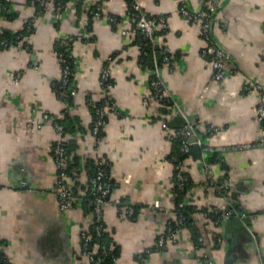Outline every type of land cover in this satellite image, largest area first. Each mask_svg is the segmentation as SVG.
Here are the masks:
<instances>
[{
    "label": "crops",
    "instance_id": "0c3cea01",
    "mask_svg": "<svg viewBox=\"0 0 264 264\" xmlns=\"http://www.w3.org/2000/svg\"><path fill=\"white\" fill-rule=\"evenodd\" d=\"M99 2L103 15L87 23ZM140 2L150 16L166 18L151 51L127 15L129 0H64L59 16L53 0L41 8L31 0H9L5 8L0 0L1 30L32 27L22 44L0 50V251L13 263H89L82 232L92 215L81 199L60 207L53 156L57 133L44 118L51 113L63 119L67 109L69 160L77 162L80 181L88 180L87 162H110L113 187L104 222L110 245L118 249L114 264H202L205 254L214 264H264V145L257 143L264 127L257 115L264 97V0H218L213 33L228 52L231 70L221 80L201 55L200 20L192 17L205 0ZM183 3L187 12L181 10ZM107 15L117 17L116 23ZM61 39L70 42L77 61L76 92L67 97L53 84L62 76ZM163 45L173 57L161 66L172 104L151 93L154 61ZM108 61L114 85L104 93L101 71ZM18 71L22 76L16 83ZM251 80L263 91L245 92ZM104 94L112 106L103 134L96 136L94 103H101ZM189 115L203 142L202 159L189 156L184 164L193 181L189 200L220 211L231 202L237 211L217 224L198 210L204 244L185 226L176 240L144 255L174 217V131L186 126ZM244 143L252 145L237 147ZM214 153L219 161L211 160ZM208 167L214 179H231L225 195L207 179ZM118 199L139 205L136 215L124 213ZM156 200L161 206L155 209Z\"/></svg>",
    "mask_w": 264,
    "mask_h": 264
},
{
    "label": "built area",
    "instance_id": "2783aa9c",
    "mask_svg": "<svg viewBox=\"0 0 264 264\" xmlns=\"http://www.w3.org/2000/svg\"><path fill=\"white\" fill-rule=\"evenodd\" d=\"M9 0H6V4ZM49 0H40V4L45 7ZM32 3H36V0H31ZM64 4L62 0H59L56 3V14L60 15L61 10ZM218 8V0H205L204 7L197 13L192 14V17L200 20V31L204 40V44L201 48V55L209 60L214 69V77L217 80H221L226 77L231 71L229 68L228 60L229 55L228 52L216 41L214 33H213V21L215 14ZM8 9V8H7ZM182 12H187V5L182 4L181 6ZM103 15V9L101 3L96 5V8L93 10L92 17H101ZM128 17L134 22L137 31L142 35L143 38L148 39L155 43L157 37V29L159 24H162L163 27L167 26L166 18L164 16H160L158 18L150 16L142 7L140 0H131L127 11ZM108 19L111 23H116L117 17L113 15H107ZM86 22H89V18L86 19ZM31 28V26H29ZM2 30L0 29V34ZM18 41L12 42L11 40L0 36V50L7 48L12 45H19L24 42L25 36L19 34ZM61 43L66 45V39H61ZM162 54V63H168L172 61V53L168 46L163 45L161 48ZM161 56V55H160ZM58 57L60 63L62 65V76L61 80L63 84H66L69 81V76L71 74L72 64L76 63V59L73 54L66 55L63 51H58ZM70 57V59H69ZM22 73L18 71L13 78L14 82H19L21 79ZM101 85L104 93L108 89H110L114 85V81L111 77L110 73V65L109 61L104 64L101 71ZM151 88H152V96L166 101L169 104L173 103V99L171 95L168 93L166 85L161 75V67L159 64V54L154 61L153 66V78L151 80ZM245 92H251L254 90L263 91L262 84L256 81H249L244 88ZM76 92V88L72 89V93ZM104 99L99 104H95V118L92 124V132L94 135L98 136L101 130L105 126L106 114L108 108L112 106V101L107 94H104ZM64 113V112H63ZM257 115L260 121L264 123V97L259 101L257 106ZM44 118L50 119L53 122L55 127L57 137L53 144V156L55 163L57 165V180H56V190L59 198L60 207L62 209H67L73 205V203L77 199V193L75 189L71 186L70 174L67 169L69 164L68 158V131L64 128V125L59 121V116L53 115L51 113H45ZM31 124L40 126L41 123L36 120H32ZM163 126H168V123L163 122ZM196 134V131L191 124V122L187 119L186 126L180 127L179 129H175L174 135H178L181 137V151L185 152L188 157V154L192 141L190 140L191 136ZM197 135V134H196ZM196 141L199 144H203L202 140L197 137ZM260 145H264V127L262 129L260 138L258 142ZM252 143H244L241 145H237V147H249ZM109 165L110 162L107 159H99L96 161V169L94 173L90 176V185H91V204H92V222L94 223V228L96 234L102 235L105 230V222H104V207L107 202V199L111 193L113 183L110 180L109 176ZM184 171V163L181 164L179 170L176 174L175 182L179 189H185L188 177L185 175ZM206 177L213 184L215 189L222 195H225L231 185V179L229 177H223L220 180L214 179L211 173V169L208 167L206 169ZM117 203H122L125 205L124 213L127 215L133 216L135 213L134 205L129 204L124 199H118ZM184 202H180L179 206H183ZM161 206V203L156 200L152 204L153 208H158ZM236 207L234 203H229V206L225 208L221 213L222 219H227L231 215L236 212ZM176 223L169 221L167 223L166 229L162 232L156 240L154 244L156 249L164 248L168 242L176 240L180 231L185 227V221L183 214L177 218L176 215ZM93 236L88 228L84 229L82 232V252L88 257V264H102V258L105 254H107L108 250L105 246H103L102 254L96 256V252L93 250ZM204 235L198 234V244H204ZM202 264H214L213 259L205 254L202 260Z\"/></svg>",
    "mask_w": 264,
    "mask_h": 264
},
{
    "label": "trees",
    "instance_id": "16d2710c",
    "mask_svg": "<svg viewBox=\"0 0 264 264\" xmlns=\"http://www.w3.org/2000/svg\"><path fill=\"white\" fill-rule=\"evenodd\" d=\"M1 1L4 4V7L5 6L8 7V5L6 4V0H1ZM58 1L59 0H53L55 5ZM62 1L64 4V0H62ZM130 3H131V0H129V5H130ZM36 4L38 6L40 5V8L43 7L40 4V0H36ZM95 8H96V6L89 13V16H88L89 21H90V17L92 18V16H93V10ZM7 12H10V11L7 9ZM29 26H31L30 23H27L23 30H19L17 32H8L7 30H2L0 36L9 39L12 42H17L19 40L18 39L19 34H21L22 36L23 35L26 36L29 32L32 31V27L29 28ZM164 28H166V27H164ZM159 32H160V29H157L156 34L158 35ZM139 36H140L143 44L145 45L146 50L151 51V49L154 47L155 43L148 40V39L143 38L140 33H139ZM57 50L63 51L66 55L72 54L71 49H70V42H67V44L64 45L61 43V40H60ZM160 53L161 52H159V64L161 67L162 66V54H160ZM69 59H70V57H69ZM76 64H77V62L72 64L71 74L69 76V81L66 84L62 83L61 77L58 80H55L53 83L56 90L63 97H67V96L73 94L72 89L75 87H74V84L72 83V80H73V73H74ZM101 101H103V99L100 100V102ZM164 102H166V101H164ZM95 104L96 103H94V105ZM63 112H64V114H63L64 118H67L68 117V110L63 109ZM94 118H95V109H94ZM63 119L59 118V121L64 125V128L66 129V131H68L67 129L69 127L67 126L66 123L65 124L63 123L64 122ZM103 131L104 130L102 129L99 135L103 134ZM174 139H175V142L177 144L176 150L173 152L174 153L173 154V160H174L175 169H176V172H175V178H176V174L179 170V167L181 166V164H183V163L185 164V162L188 158V155L185 152L181 151V142H182L181 137L178 135H174ZM70 144H71V142L68 139V143H67L68 158L71 159V157H70L71 153L70 152H71L72 148H71ZM211 160L219 161L218 154L214 153L213 156L211 157ZM87 166L89 169L88 180L85 183L81 182L79 177H78L79 174H77L78 173V171H77L78 167H77L76 161L73 162L72 160H69V164H68L67 169H68L69 174H70L71 186L75 189V192L77 193V199H81V202L84 204L86 214L88 215L89 213H91L92 207H93L91 204L92 195H91L90 176L94 173V171L96 169V163L95 162L93 163V161H89V162H87ZM183 172L185 173V175H187L188 181H187L185 189H182V190L179 189V187L177 186L176 183H174V188H173L174 189L173 200H174V204H175V206H174V217L169 219V221L176 223V220H175L176 215L178 218L180 216V214H183L185 226L190 227L193 235L197 238L198 234L200 232H202V229L198 223L197 218L195 217L196 211L200 210V211L204 212L206 216L213 219V221L216 222L217 224H220L225 219L221 218L222 211L218 210L217 208H212L211 210H209V208H207V207H200L199 208L197 205H194L193 203H191V201L189 200V197H190L191 186L193 184V181H192V178H191V176L187 170H184ZM174 182H175V180H174ZM82 189H83V192H80ZM180 202H184V205L181 207L179 206ZM119 205H123V204L119 203ZM134 208H135V213L133 216L136 215V213L139 209V205H134ZM88 231H90L92 233V236L94 238L92 246H93V250L96 252V256L102 254L103 246H105L108 250L107 254H105L102 258V264H114L115 259L118 256V249H116L115 247L110 245V239L107 236L106 228H105L103 234L98 236L96 234V231L94 228V223L92 222L90 227H88ZM217 237L218 236L216 235L215 239H214L215 244H218ZM152 250H156L155 245L147 248L145 250L144 255L148 254ZM0 264H16V263L11 262L7 258V256L4 255L0 251ZM83 264H86V263H83Z\"/></svg>",
    "mask_w": 264,
    "mask_h": 264
},
{
    "label": "water",
    "instance_id": "95a60500",
    "mask_svg": "<svg viewBox=\"0 0 264 264\" xmlns=\"http://www.w3.org/2000/svg\"><path fill=\"white\" fill-rule=\"evenodd\" d=\"M187 118L189 121H191V119H192V117L190 115ZM196 139H197V135L193 134L190 138L192 143H191V148H190L188 154L190 156H192L194 160H201L202 159V152H201L200 144L196 141Z\"/></svg>",
    "mask_w": 264,
    "mask_h": 264
}]
</instances>
